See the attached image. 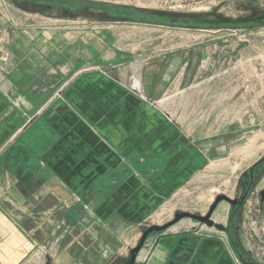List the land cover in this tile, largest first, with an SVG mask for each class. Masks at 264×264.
Here are the masks:
<instances>
[{"label":"crops","instance_id":"crops-1","mask_svg":"<svg viewBox=\"0 0 264 264\" xmlns=\"http://www.w3.org/2000/svg\"><path fill=\"white\" fill-rule=\"evenodd\" d=\"M112 27L29 23L0 0V264H43L87 222L95 241L107 235L104 219L120 221L121 231L140 228L203 167L164 95L181 63L192 69L190 54L137 60ZM182 222L147 240L135 264H244L223 234L189 223L185 232ZM95 241L88 247L96 257L103 247ZM107 245L105 258L115 249Z\"/></svg>","mask_w":264,"mask_h":264},{"label":"rangeland","instance_id":"rangeland-1","mask_svg":"<svg viewBox=\"0 0 264 264\" xmlns=\"http://www.w3.org/2000/svg\"><path fill=\"white\" fill-rule=\"evenodd\" d=\"M4 1L18 8L21 15L25 14L29 23L35 18L55 21L39 12L34 14L17 7L12 1ZM74 1L93 3L97 7L71 11L57 20L112 25L110 32L118 36L119 48L137 60L160 52H167L170 57L190 54L192 69L187 71V60L181 63L178 76L167 79L164 95L169 99L166 105L173 113L177 111L182 120L190 144L203 158V167L187 177L151 220L163 225L171 220L173 211L205 213L216 196L235 197L241 174L264 156V0ZM106 6L109 15L103 11ZM114 7L123 8L126 14L120 15ZM203 50L204 59H201ZM178 82L182 84V96L176 95ZM84 192L79 198L88 207L85 196L88 191ZM256 204L254 201L248 207L253 210ZM229 209L228 203H221L213 220L225 224ZM79 214L83 221H88L86 209ZM255 214L244 218L240 239L254 260L264 264V216L260 211ZM151 220H146L140 228L125 225L122 231L120 221H101V229L107 235L104 241L97 238V244L103 247L98 253V256L103 254L100 259L88 247L96 240L85 233L88 222L76 223L78 231L70 237L62 236L54 256L45 255L41 263L69 264L74 258L76 264H90L94 260L96 264H105L109 259V264H124L129 259V250L139 242L140 230L151 225ZM66 223L61 233L69 229ZM182 223L206 228L191 219H184ZM183 229L192 231L191 225ZM162 233L151 235L147 240ZM107 243L115 249L108 251L105 258Z\"/></svg>","mask_w":264,"mask_h":264},{"label":"flooded vegetation","instance_id":"flooded-vegetation-1","mask_svg":"<svg viewBox=\"0 0 264 264\" xmlns=\"http://www.w3.org/2000/svg\"><path fill=\"white\" fill-rule=\"evenodd\" d=\"M12 1L15 6L23 8L25 10H29L34 14L41 13L44 16H49L54 19L64 18L67 14L71 11H77L84 7H92L96 8L97 5L90 3L84 4L83 2L74 1V0H9ZM108 8H103V11L109 15L107 12ZM236 195L235 197H230L227 194L218 195L215 197L224 196L228 198L231 202L222 199L217 205L214 207L209 220H211L214 226H208L205 223H201V225L205 226L207 229H212L217 234H223L227 239L228 243L230 244L231 248L236 253L237 257L244 263V264H259L257 263L254 258L251 256L250 252L246 250V248L241 243V233L243 232L244 226V218L248 217L249 214L256 216L255 212L260 211L264 216V156L250 166L246 171H244L239 180L236 184ZM215 199L209 206V209L205 213L200 212H190L196 214L201 217H205L208 215L212 205L215 202ZM256 201L257 204L251 210L248 207V204ZM221 203H228L230 205L229 212L227 214V219L225 224L217 223L213 220V215L217 211L218 206ZM258 207V210H256ZM248 208V210H247ZM186 212V211H185ZM176 213V212H175ZM171 217V220L174 217V214ZM251 218V217H250ZM169 222V221H167ZM166 222V223H167ZM157 225V224H151ZM160 225V224H159ZM215 225H220L222 227L221 230L215 228ZM147 228H142L140 230V234L145 231ZM155 233L151 234L154 235ZM150 235V236H151ZM149 236V237H150ZM141 236L139 237L138 241L140 240ZM128 259L124 262L127 264ZM116 264V263H114Z\"/></svg>","mask_w":264,"mask_h":264},{"label":"water","instance_id":"water-1","mask_svg":"<svg viewBox=\"0 0 264 264\" xmlns=\"http://www.w3.org/2000/svg\"><path fill=\"white\" fill-rule=\"evenodd\" d=\"M105 8H108V7L106 6ZM222 199H225L226 201L231 202L228 198H226L224 196L217 197L215 199V202L212 205V208L210 209L208 215L205 216V217H201V216H198L196 214L183 211V212H176L174 214L173 219L170 220L169 222L163 224V225H149L147 227V229L142 232V235H141V238H140L138 244L134 248H131L129 250V259L127 261V264H135L136 263V258L138 256V254L142 250V248H143V246H144L147 238L151 234H153V233L159 234V233L165 232L166 230L170 229L172 226L176 225L177 223H179L183 219H191V220L196 221V222H199V223H205V224H207L208 226H211V227L214 226L213 222L211 220H209V217H210V215H211L214 207ZM215 228H217L219 230L222 229V227L220 225H215Z\"/></svg>","mask_w":264,"mask_h":264},{"label":"built area","instance_id":"built-area-1","mask_svg":"<svg viewBox=\"0 0 264 264\" xmlns=\"http://www.w3.org/2000/svg\"><path fill=\"white\" fill-rule=\"evenodd\" d=\"M129 90H130L132 93H134V94H136V95L142 97V93H141V90H140L139 87H136V86H135V87H134V86H130Z\"/></svg>","mask_w":264,"mask_h":264},{"label":"trees","instance_id":"trees-1","mask_svg":"<svg viewBox=\"0 0 264 264\" xmlns=\"http://www.w3.org/2000/svg\"><path fill=\"white\" fill-rule=\"evenodd\" d=\"M114 10H116L117 12H119L120 13V15L121 14H126V12H125V10L123 9V8H120V7H114ZM122 17V16H121ZM123 17H125V16H123Z\"/></svg>","mask_w":264,"mask_h":264}]
</instances>
